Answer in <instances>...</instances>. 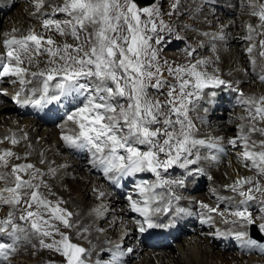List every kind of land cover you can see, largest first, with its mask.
<instances>
[{
    "label": "snow or ice",
    "instance_id": "obj_1",
    "mask_svg": "<svg viewBox=\"0 0 264 264\" xmlns=\"http://www.w3.org/2000/svg\"><path fill=\"white\" fill-rule=\"evenodd\" d=\"M43 5L44 0H36L37 10ZM252 6L257 7L255 4ZM55 12L65 14L67 19H45L43 27L54 28L58 34H68L74 40H80L83 35V42L76 46L65 43L62 47L54 48L51 46L55 41L51 37L45 39L34 32L21 38L13 37L4 42L7 53L4 62L0 63L3 69L0 71V77H16L22 86L30 83L26 79L28 76L36 81V86L30 91L33 94L40 91L42 94L39 98H26L21 101V93L18 92L17 103H31L33 106L42 107L53 101L59 102L61 98L83 97L79 102L81 106L67 116V119L79 128L75 136H62L70 147H87L93 151V165L102 167L106 176L109 173H117L119 177H124L148 171L155 173L158 178V169L167 171L176 164L181 167L195 165L200 157H189L198 153L200 147L219 148L217 144L197 139L193 135L195 125L189 118V111L195 106L194 100L201 97L205 88L218 87L225 81L201 71L200 68L206 64L204 60H198L187 67L169 68V74L174 75L177 80L176 84L161 78V67L154 64L157 52L152 49L151 37L146 34L148 31L156 32V24L151 18L158 14V9L138 8L135 0H63V4L57 7ZM252 14L258 16L261 26H264V4L259 5L258 11H253ZM142 15L149 19L142 21ZM148 25H151L150 29ZM249 30L254 31L251 25ZM248 39H252V36L249 35ZM261 47L264 48V41H261ZM248 52H252V47ZM40 55L49 57L44 70L29 72L28 68L22 66L25 61L29 65L33 64L36 62V56ZM260 55L264 57V51H261ZM252 63L255 64V61ZM260 79L264 81V77ZM165 88L168 90L163 101L150 95L149 90L152 89L159 96H164L162 90ZM242 102L248 113L247 117L242 118L247 119L248 124L240 126L238 136V139L243 141L242 156L250 162L247 166L264 177V140L252 139L253 133L264 136V128L257 126L258 121L264 122V96L248 97ZM245 127L248 128L247 133L244 132ZM12 143L17 141L12 140ZM230 143L235 145L236 139ZM141 146L146 150H142ZM256 148L260 150L256 151ZM160 154L166 159L161 160ZM12 155L11 151H5L0 155V163L7 167L6 157ZM32 167L30 164L15 165L12 174H0V180L7 182L11 179L15 185L8 187L6 184L0 191V204L17 205L22 196H27L28 207L31 208L35 203L38 210L28 211L20 219H30L31 228L43 236L53 235L48 229L54 228L50 220L44 218L45 214H50L51 219L63 223L65 228H71V223L65 218L71 216V213H65L59 206L51 207L50 202L40 197L35 190L22 191L39 188V185H34L30 180L25 181L19 175H14ZM165 184L182 185L183 181L158 179L156 184L140 185L138 187L143 197V206L137 201H132V210L144 216L149 228L157 226L152 222L150 213L160 211L159 208L153 209L152 204L162 199V196L154 193V189ZM245 184L249 186L247 191L242 190ZM229 187L243 197L239 202L241 205H247L249 201L256 199L252 194L254 191L264 194V187L252 178L238 180ZM4 192L10 195L5 197ZM41 207L43 212L39 211ZM216 211L215 208L209 209V212ZM219 214L224 216L223 212ZM229 214L236 219H225L224 223L257 226L259 231L264 233V222L257 225L247 207L243 210L237 208ZM12 216L13 214L9 213L7 219L0 220V233H5L9 238L18 231ZM260 219L264 221V217ZM45 225L47 227H43ZM9 226L11 232L8 231ZM55 231L61 239L53 244H44L41 241L43 246L59 252L65 257L66 264H85L86 250L71 242L70 237L59 232V229ZM235 237L244 240L248 233L238 231ZM247 243L255 241L249 238ZM9 247L0 243V257L5 260L8 258ZM112 264H119L116 254L113 255Z\"/></svg>",
    "mask_w": 264,
    "mask_h": 264
},
{
    "label": "rangeland",
    "instance_id": "obj_2",
    "mask_svg": "<svg viewBox=\"0 0 264 264\" xmlns=\"http://www.w3.org/2000/svg\"><path fill=\"white\" fill-rule=\"evenodd\" d=\"M53 1H54V3H53ZM53 1H45L46 5L48 4L47 6L45 5L46 8L49 6L48 8H50L51 10L48 11L49 13L45 12L44 13L45 15H42V14L39 15V16H43V18H39L38 19L39 20L38 24L36 26H33L34 33L37 34V35L43 36L45 39L51 37L55 41V44L51 46V47H54V48L55 47H62L65 43L71 44L73 46H76V45L82 43L83 39H84L83 35H81L80 40H74L68 34H65V35L58 34L55 31L54 28L45 29L43 27V21L45 19H50L51 18V19H56V20H60V21H63L64 19H67L65 14L55 12V9L63 4V0H53ZM191 1H194V0H188L189 3ZM197 1H199V0H197ZM201 1L202 0H200L199 2H201ZM238 1H240L241 3L240 4L237 3ZM256 1H259V0H256ZM260 1H264V0H260ZM188 2L186 1L185 3H188ZM254 2H255L254 0H222V1L219 2L218 5L210 4V3L206 2L207 3V4H205L206 7L205 6L204 7L201 6V8L199 7L200 11L202 12L203 10H205L206 12H208L209 7H215V9L213 10V13L215 14V16H213L214 19L211 20L208 23L209 25L206 23L203 26V28L207 27V29H209V30L203 31L202 29L197 28L198 25H195L196 21H197L196 17H195V20H193V21L190 20L189 21L188 15L189 16H191V15L189 13H183L182 11L178 10L179 7H183V5H184L182 3V0H180V1L179 0H156L153 4L147 6L149 8L158 9V14H154L153 17L151 18L156 24V33L148 31L146 34L151 37L150 44H151V47L153 49V47L158 43L157 41H159V37L162 34V32L163 33L164 32H168L167 28H165L167 23H168V25L172 26L174 29L171 30L170 34H167V33L165 34V39L162 40V43H163V46H164L163 50H166V47L169 46V48H167L168 51H171V52H174V53H178V52L180 53V52H183V51H186V50H190L191 45H193L194 43H196L199 40L198 39L199 37L196 39L195 37L191 36V33L195 34V31H198L203 36H207L210 32H213V30H214V34H217V36H218V33L220 31L222 32V30L225 29L227 27V25L232 23V25L229 28H231L237 34V36H239V38H240V41L237 44L238 51L236 49H234V47H232L231 43H228V46L226 48L221 49V50H223V52H225V55L227 54L229 59H230V57H232V62H234L235 60L240 58V57H237L238 54H236V53H238V52L240 53L241 52L242 54L240 53V55L243 57L244 64L247 63L249 66H251V68L254 69V68H256L257 62H258L257 59L255 57H253L254 55L255 56L259 55L258 57L261 59L260 60L261 64L264 65V59H263L264 57H262L260 55L261 51H264V48L261 47V41L264 40V36H263V34H264V30L263 29L264 28L262 29V27L260 26L261 25V21H260V23H256L254 21V17L256 15H253L252 13H249L250 11L249 12L247 11V9L249 10L252 7L253 4L256 5V2L255 3ZM24 3H27L29 5V0H15L14 4L11 2V5L10 4L6 5L8 10H5V12L3 10H0V13L1 12L4 13V15L1 16V19H0V59H2L1 57H2L3 54L6 55V53H7V48L5 47V44H4V42L6 40L11 39L12 37L21 38L23 36H27L32 31L30 29V30H28L26 32H23L21 35H13L11 37L8 36L7 38H5V36L8 35L9 30L12 29V27L16 26L17 24H21L22 22L25 23L27 21L30 26L32 25L31 21H28V19L31 18L30 15L26 17L27 19L25 18V16L23 17L25 19H23L22 16L21 17L19 16L20 10L22 12L21 6ZM204 3L202 5H204ZM228 6H230L233 9V11H235V12H228L226 10V8H225V7H228ZM184 7H186V5H184ZM257 7L255 8L254 11H258ZM138 8H140V7H138ZM188 9L189 8H186L184 10H188ZM252 9H254V8H252ZM192 10H193V8H192ZM205 11H203L202 13H205ZM148 19L149 18L147 16H144V15L141 16V20L142 21H147ZM204 19H207V16ZM225 19H230V21H226ZM177 20H179L182 23H178ZM175 21L180 26L177 25V24H174ZM225 21H226L227 24L223 26L222 23L225 22ZM253 23H255V24H253ZM233 24H234V27H233ZM249 25L252 26L254 31L250 32ZM4 26H6V27H4ZM30 26H29V28H32ZM178 26L181 27V28L183 26V30L184 31L182 30L181 34L177 33V30H179L177 28ZM148 27L150 29L151 25H148ZM2 30L5 32L4 34H1ZM158 30H160V31L158 32ZM65 32L67 33V29H65ZM206 32H207V34H205ZM249 35L252 36V39L253 38L255 39L254 43H253V41H251L252 39L248 40ZM44 47H49V46L48 45H44ZM250 47H252V52L251 53L248 52V49ZM85 50H87V49H85ZM206 50L207 49L205 48L204 51L206 52ZM1 52H3V53L1 54ZM255 52L258 53V54H255ZM191 54H194V53L192 52ZM194 56H195V54H194ZM41 57L44 58L43 60L47 59V61H48V59H49V57L47 55H40V56H36L35 60L38 58V61H42ZM170 57L172 58V56H170ZM171 58H170V60L173 59V58L172 59ZM184 58H185V55H184ZM199 59L190 60V62H191L190 65L196 63V61H198ZM173 60H175L180 65H183V66L185 65L186 66V63H185L186 61L185 60L184 61H182V59H173ZM253 60L255 61V64L252 63ZM1 61H3V60H1ZM162 61L157 59L154 62V64H158L161 67V73H162V77L161 78L164 79V80H167L171 84H176L177 80L175 79V76L169 74V68L175 69L176 67H174V66L173 67H168ZM232 62H230V65H231ZM208 64L214 66V62L213 63L211 62V64L210 63H208ZM22 66H24V65H22ZM48 67H52V66L48 65ZM217 68L218 67L215 68V73L216 74L214 73L213 70H212V72L214 73L215 76L218 74V78L219 79H221V75L224 76L223 78H225V79H221V80L225 81V83L222 84V85H219L218 87L205 88L203 94L201 95V97L199 99H197V100H194V105L195 106L191 108V111H189V118L191 119L192 123H194V125L196 127L195 131L193 132V135L197 139H204L206 142L212 141L215 144H218L219 143L218 141H220V140H224L226 142V145L224 146V148H225L224 151L222 150V151L214 153L212 150H207V149H204V148L200 147L198 153H195L193 156L189 157V159H196L197 155L200 157L198 160H196L195 165H187L186 167H181V166H178V164H176V165L171 166L167 171H165L163 168L158 169V171L160 172V177L159 178L156 176L155 173L145 171L146 175L144 177H141L139 180L134 179L135 176H133V175H132L133 178L130 176L129 179H123V177H119L117 173H109L106 176L104 174V172H103L102 167L93 165V163H92L93 151L89 150V148H87V147L86 148L72 147L73 150L65 149L66 151H64V153L66 155L69 154V156H73L74 158H77V160H79L81 162L84 161L85 168H87V170H88L87 173H89V175L91 174L90 176H92L94 178V180L96 181L95 183L98 182V184L100 186L105 184L107 187H110V188L112 187V189H111L112 194L111 195H113V196L115 195L116 198L124 199V201L122 202V204H124L123 207L130 209L131 212H132L130 214L131 216L129 217V219L132 217V219L134 221H136V223H137L136 224L137 225L136 231L138 232V235H139V236L137 235L138 238L141 236L140 234L145 235L146 233H150L151 229H158L159 227H163V224L174 223L175 225L176 224L186 225L187 224L186 222H181L179 220H176V219H179V218H176L177 217L176 214L182 213V209H183V214H182V216H180V218L181 217H185L184 214H186V211H188L187 212L188 216L191 215V218H196V219L193 220V221H195L194 223H196L197 220H198L199 225H203L204 223H202V222H204L205 220H209V224H210L209 226H213L212 227L213 229L211 230V234L214 235V236H215V234H216V236H219V235H221L220 233H222L220 231V228H218V227H220V225H217L218 224V219L220 220L221 223H223L225 219H227L228 221L236 219L235 217L231 216L229 213L231 211H233V210H236L237 208L243 210V208L247 207L248 212L253 214V217L256 219L257 225L259 223H261V222H264V221H262L260 219V216L264 217V194L254 191L252 194L256 197V199L252 200V201H249V203L247 205H241L239 202L242 200L243 197L238 196L239 195L238 194L236 197L234 196L235 197L234 199H232L233 197L227 196V193H229V191L228 190L223 191V189H222V186L234 185L236 181L243 179V176H241L240 174L238 175V173H236V171L234 169L236 167H238L240 165V163H242V160H243L242 153L244 152V148H243V146H238L237 145V143L239 142L238 136L240 134V127H239V125L237 123H240V126L243 125L242 115H243L244 112L247 113V111H246L245 105L243 104L242 101L244 99L248 98V97H247V95L245 93V90L242 89L240 84H234L233 81H231L229 79H226V78H228V76H227V74L225 75V73H223V72H221L220 75H219V72L221 70L218 71ZM32 69H33V72H36V70L38 72V70H39L37 68H32ZM153 70H155V69H153ZM260 70L263 71V73H262V75H263L264 74V68L260 69ZM260 70H259V72H260ZM1 71H2V69H1ZM33 80L34 79H31L30 83H28V85H23L24 89H23L22 92H24V96H25V91H26V89H28V87L29 88H33L34 87L35 82ZM0 81H1L0 82V92H2V94H4L6 96L7 100L10 101L13 105L18 104L16 102V98L14 97L15 95L13 96V94L17 93L19 87H21L20 89H22V85L16 79H14V82L12 84L11 83H6L7 80H5L4 83H3L2 77H0ZM154 82L155 81H153V83ZM167 90H168L167 88L162 90L165 93L164 96H159L152 89H150L149 91H150V94H152V97L154 99H160L161 101H163V100L166 99ZM219 90H221V92L223 91L224 93H225V91L228 90V93H230V95L233 98V102L230 101L231 97H227L225 100H223L222 98L217 100L220 103H222V102L225 103V105H226L225 109L228 110L227 112L232 117V118L231 117L230 118L229 117H225L224 118V120L228 121L225 125H229L230 124V126H232V128H231L232 134H229V135H225V134L218 135L219 130H220V128H219V119H215L216 117L214 116V115L218 116L217 114L213 115L212 112L208 113L209 116L211 117V119H208L207 118L208 115L204 114V113H206V107L208 106V108H209V105L206 103V102H208L207 94L211 95L212 93H215V92L217 93ZM18 92L20 93L21 90L18 91ZM22 92H21V94H22ZM12 97L15 98L14 101L10 100V98H12ZM38 97H37V99H38ZM82 99H83V97H78V98L68 97V98H61V100L59 102H57V103H56V101H54V103L56 104L54 106H56V107H55V110L52 109L53 110V114H54L53 116L55 118H58V116H59L58 121L57 122L55 121L56 123L52 124L50 126L41 124L40 125V129L37 131V133L39 134V133H42L44 131L47 132L51 128H54V129L57 128L56 134H58V132H59L58 136H63V135L75 136L79 132V128L72 121H71V123L68 122L69 120L67 119V116L70 115L73 111H75V109L78 106H81L79 102ZM236 99H240V101L239 100L236 101ZM234 101H236V102H234ZM121 103H123V102L121 101ZM65 104H69V105H71V107L66 108V107H64ZM59 105H62V107L59 106ZM215 105L217 106V103ZM16 106L19 107L20 105H16ZM27 106H28V104L24 105L23 107H27ZM217 107H219V105ZM61 108H63V109H61ZM198 111L202 112V114L199 117H198V115H199ZM216 111L219 112L220 108H217L215 110V112ZM64 112H65L66 115H62ZM14 113H15V115L18 114L20 116V118L26 117L23 114L20 115L17 111H15ZM61 115H62V117H60ZM13 117H15V118H13ZM34 117H35L34 115L29 116V118H34ZM10 118L11 119L13 118V120L15 119L13 121V123H11V121H10L11 119ZM197 118L199 120L198 124L196 123ZM0 122H1L0 126L2 125L3 127H5L6 125H7L6 127H9L10 124H17V123L19 125L22 124V123H19L18 120L16 121V116H14V115H11V117H9V115H7V118L6 119L1 118ZM65 122L69 124L70 134H69V132H66V134L64 132H62L63 134L60 132L61 131L60 127L63 126ZM205 123H206V125H205ZM259 127L260 128L261 127L264 128V126H259ZM60 133H61V135H60ZM232 135H235V137H233ZM24 136L26 137L27 134H25ZM39 138H42V136L38 135V139ZM233 139H236V144L235 145L230 143V141H232ZM259 139L260 140H264V136L259 135ZM16 141H18V140H16ZM162 142H163V140L161 139V143ZM2 143L3 144H8V140L3 141ZM11 145L12 144H10L9 146H11ZM14 146L15 145H12L11 148L15 149L16 147H14ZM51 147L52 146L49 145V148H47V149H50ZM141 148H142V150H146L143 146H141ZM242 148H243V150H242ZM74 150L75 151L78 150V152H81L80 155L74 154ZM10 151L13 153L12 156H14V155L20 156V153L17 152V150L16 151L10 150ZM61 157L62 156H59L58 160H60ZM160 158H161V160L166 159V157L163 154H160ZM226 158H227V160H226ZM244 161H246V160H244ZM182 162L183 161H181V163ZM7 163H8V159H7ZM25 163L33 165L32 168H29L26 171L22 172L23 174H26L27 181L28 180L32 181L33 179H38L37 175L41 171L40 168H35V166H37L38 163H34L32 160H28V161L27 160H25V161L23 160L22 163H17V165H26ZM43 163H44V161H42V164ZM244 165L247 166V162H244ZM13 166H15V165H12L11 168L10 167H5L1 163L0 164V169L2 168V170H0V172L4 171V169L6 168V170L2 174H4V175L12 174ZM30 170H32V171H30ZM191 170H194V171H193V173L190 174ZM252 170H254V169L248 168V170H247L248 174H250L252 172ZM43 172L40 173L41 176H42ZM175 174L177 175V177H179L178 178L179 180L183 181V185H181V188L183 186H185V184H187V185L188 184L197 185V187H196L195 191L192 192V193H190L189 190H185V189H182V191H180L179 189L176 188V185L171 186L170 184H165L163 187L155 188L154 189V193L156 195L162 193V194H164L163 198H168V199H165V201L163 200L164 202L163 201L159 202V200L157 202H153L152 208L153 209L159 208L160 211H153V212L150 213L152 222L155 225H157V226L149 228L148 227V223L145 221L144 216H142L139 212H135V211L132 210V206H131L132 205V201H138V202H140V206H143V197H141V195L139 193V187L138 186L156 184V183H158V179H162V180L166 181V178H168V177H171V179L174 180L175 179L174 177L176 176ZM9 180L11 181V179H9ZM63 180L65 181L66 179L64 178ZM254 181H258L260 183V185L262 187H264V177H260V179H255ZM100 182L102 183V185H101ZM78 183H80V182H78ZM12 184L13 183H9L7 186L8 187H14L15 185L14 184L12 185ZM169 185L171 187H173V188H171ZM39 186L41 187V188H39V190L38 189H34V190L38 192L40 197H42L43 199L49 201L50 204H51V207L59 206V208L65 210V213H71L72 214L71 216H66V219L69 220V222L71 223L72 227L71 228H65L63 223H61L60 221L55 220V219H51L50 214H45L44 218L50 220V223L58 224L56 227H58V229L60 230L59 232L67 234L70 237L71 242L76 243L79 246L83 247L86 250V252H87L88 251V244L85 241H82V240H79L76 237H73L72 234H71V230H72L73 226L78 225L80 222L73 221V218H74L73 208H71L69 206V203L67 201L68 198L67 199L66 198L65 199L61 198L62 196L59 195L57 187L56 186L54 187V186L50 185V183H48L47 180H43L42 183L40 182ZM2 187H3V185H1V183H0V191H2L4 189V187L3 188ZM68 187H69L68 185L67 186L65 185L64 188L67 190V189H69ZM247 189H248V185L247 184L243 185L242 190H247ZM70 191L71 190L69 189V192ZM71 193H73V192L71 191ZM77 193L78 192H76L75 194H77ZM3 195L5 197H7L10 194L7 193V192H4ZM176 196L179 197V199H176L177 198ZM129 197H131V199H129ZM22 198L26 199V196H23ZM188 198H190L189 200H191V201L197 202L199 204V206H195L193 204L188 206L187 203L190 204V201L188 202ZM27 199H28V197H27ZM209 199H211V200H209ZM172 200H175L176 207L175 208L173 207L174 209L170 208L169 212H170L171 215H165V208L171 207L169 205H170V202ZM87 201H90V198H87ZM208 201H211V202H208ZM224 201H227V202L224 203ZM93 203H94V201H93ZM254 203H259L260 204V207H262V209H263L262 215L260 214V211H258L257 207L255 208V206H253ZM161 204H162V207H160ZM204 205H207L208 207L206 208V207H204ZM0 207L3 209V214L4 215L7 214V215H5L7 218H8L9 212H11L13 214V216L18 214L19 217H21L22 215H26V214H24L25 212H28V211L35 212V211L38 210L37 209V205H36V207L32 206L31 208H29L27 201L20 202L17 205L0 204ZM210 208H215V209H217V211L216 212H209ZM16 210H19V211H16ZM39 211L43 212L44 209L41 207L39 209ZM197 212H198V214H197ZM221 212L224 213L223 217L219 214ZM112 215L113 214H111L110 216H112ZM158 215H160V216H158ZM208 215H209L210 218L208 217ZM254 215H256V216H254ZM156 217L158 218V220H157ZM159 217H161V218H159ZM110 218L111 217L107 218L103 222H99V227H98V231L99 232L102 231V228H104V227L106 229L105 231H107V229L109 228V226L107 227V224L111 221ZM154 218H156V219L154 220ZM132 219H130L128 221H132ZM0 220H5V219H0ZM20 220L21 219L18 218L17 222L19 224H23V223L26 222L25 224L27 226H25V229H27V231H29V233L28 232L27 233L30 235V233L32 232L31 226H30L31 225V220H21V221ZM114 223H115V218H114L113 224ZM123 226L126 227L127 224L124 223ZM216 226H218V227H216ZM119 227H120V225L118 224L117 228H119ZM189 227L190 226H188V227L184 226V229H186V228L190 229ZM9 228H11V227H9ZM142 228H143V231H141ZM248 228H249V230H248L249 234H248L247 239L250 238L251 240H254L255 243H251V245H253V246L258 245V246H256L257 253L260 252V254H262L264 256V242H262V243L257 242L250 235V231H251V234L254 237H257L259 240L263 241L264 238L260 239L258 237L257 233L255 232V230L251 226H248ZM166 229H169V228H165L163 230V233H164L163 236H164L166 242L170 241L169 243L172 245L170 248H160L158 246L157 247H148V245H146L148 248H146V249L142 248L143 251L145 252L147 250L148 252L152 253L154 256L158 255L159 252H165L166 249L168 251L171 250V252H173V253L176 252L175 253L176 255L179 253V251H181V253H183L182 252L183 249H182V246H181L182 245V241L181 240L173 241L174 239L169 240L170 237L166 234V232H164ZM184 229H181L180 232L183 231ZM52 230H49V231L53 232V235H51V236H43L40 233L36 232L35 230H33V234L34 235L37 234L36 238H38V241H39L40 244H42L41 241H43L44 244H53L54 241H59L61 239V236L56 233V231H55L56 229H52ZM154 231H156V230H154ZM107 233L110 234L109 231ZM117 233H118V230L115 233L113 232V236H111V237L112 238L116 237ZM199 233L203 236L202 232H199ZM197 234H198V232L196 233V235ZM193 235L194 234L192 232L190 234L189 233H185L183 235V239H186V240H189V241H195L196 235H194V236ZM262 235L264 237V233H262ZM146 236H148V234H146ZM191 236H193V238H191ZM231 236H232L230 238L231 240L229 239L228 242L230 241L231 243H235L236 249H237L238 248L237 246H239L241 244L242 240L239 241L238 239H235L236 238V237H234L235 235L234 236L231 235ZM197 237L200 238L199 236H197ZM157 239H159V238H157ZM0 240H1L2 243H5L6 245L7 244H11V242H8V240L5 237H3V238L1 237ZM156 240L154 242L155 244H157ZM48 241H51V243H49ZM110 241L111 240H109V243H110ZM204 241L205 240H201L200 247L201 248H205V250L207 249V251H208L209 247L206 248L208 243L206 241L205 242ZM32 243H34V242L27 241L25 243V245H24V248L26 246L32 244ZM201 243H203L202 246H201ZM210 244H212V243L210 242ZM157 245H159V244H157ZM223 245H224V243H223ZM35 246H34L33 253H30L31 251L28 248V249H26L24 251V254L22 252H15V253L13 252L15 254L13 256L14 257L17 256V257L22 258L23 260H25V261H23L24 263H22V264H50L49 262H51V264H66L65 257H63L59 252L54 251V249H49V248L44 247L43 244H42L43 249L45 251H47L46 249H48L52 253V255H51V259L49 260V262H48V260H41L40 256L37 253V246L36 247ZM105 246H104V248H105ZM38 247H39V249L41 251H43L40 246H38ZM196 247H198V245ZM107 249H108V247H107ZM131 249L132 248L130 246H124L120 250H122L124 252H128ZM201 250L202 249H200V253L202 252ZM219 251H220L219 249L215 250V252H219ZM234 251L238 252V250H233V252ZM209 254H211V252ZM183 255H185V253H183ZM25 256H28L29 258H25ZM89 256H90V254H87V253L85 254V257L89 258ZM112 258H113V255L111 253L106 252V253L103 254L102 251H101V258L99 259V261H103L105 264H110L112 262ZM122 259H120L121 262L118 260L119 264H123L124 263ZM141 259H143V257L142 258L140 256L134 257V258H132L129 261V264H135V263L138 264V262ZM220 259L221 258H219V256H216L214 259H211L212 261L209 260V264L214 263L216 260L221 262ZM8 260H9L8 263H5V261H1L0 264H13V260L14 259L12 258V256L9 255L8 256ZM155 261L157 262V259ZM90 262L91 261L89 259H85V264H90Z\"/></svg>",
    "mask_w": 264,
    "mask_h": 264
},
{
    "label": "bare ground",
    "instance_id": "obj_3",
    "mask_svg": "<svg viewBox=\"0 0 264 264\" xmlns=\"http://www.w3.org/2000/svg\"><path fill=\"white\" fill-rule=\"evenodd\" d=\"M45 1H53V0H44V5L39 10H37V8H36V0H29V5L27 3L22 4V6H21L22 12L20 10L19 16L20 17L22 16V18L25 16V18H26L27 16L30 15L31 18L28 19V21H31L32 25L30 26L27 21L25 23L22 22L21 24H17L16 26H13L12 29L9 30V32L7 31L8 35H6L5 38H7L8 36L11 37L13 35H21L23 32H26L30 29L32 30L31 32H34L33 26H36L38 24L39 18H43V16H39V15L40 14L45 15L44 14L45 12H48L51 10L50 8H48L49 6L46 8V6L48 4L46 5ZM186 1L188 2V0H182V3L184 5H186V7H184V5H183V7H179L178 10L182 11L183 13H189L191 15V16L188 15L189 21L195 20V17H196L197 21H196L195 25H198L197 28L202 29L203 31L209 30V29H207V27L203 28V26H204V24H206V23L208 24L211 20L214 19L213 16H215V14L213 13V10L215 9V7H209L208 12L203 10V11H205V13H202L203 11L201 12L200 8H201V6L204 7L205 4H207L206 2H208L210 4L218 5L219 2L222 0H202L201 2H199L200 0L199 1L194 0V1H191L190 3L189 2L185 3ZM254 1L256 2L257 6L264 4V1H260V0L259 1L254 0ZM11 2L14 4L15 0H0V10H3L4 12H5V10H8L6 5L7 4L11 5ZM53 3H54V1H53ZM203 3H204V5H202ZM237 3L240 4L241 2L238 1ZM186 8H189V9L184 10ZM192 8H193V10H192ZM225 8L228 12H235V11H233V9L230 6L225 7ZM252 8H254V7L252 6L249 10L247 9V11L248 12L250 11L249 13H253V11L255 10L256 7L254 9H252ZM3 15H4V13L1 12L0 13V19H1V16H3ZM206 16H207V19H204ZM25 18H23V19H25ZM179 20H177V22L182 23ZM225 20L230 21V19H225ZM226 21L222 23L223 26L227 24ZM254 21L256 23H260L258 16L254 17ZM178 23H176V21H175L174 24L179 25ZM253 24H255V23H253ZM231 25H232V23L227 25V27H226L227 29L225 28L222 30V32L220 31L218 33V36H217V34H214V30H213V32H210L207 36H203L200 32L195 31V34L191 33V36L195 37L196 39L199 37L198 38L199 40L196 43H194L193 45H191L190 50H186L187 52L183 51L180 53L179 52L174 53V52L168 51L167 48H169V46L166 47V50H163L164 46H163L162 40L165 39V34L166 33L170 34L171 30L174 29L172 26H169L167 23L165 28H167L168 32H164V33L162 32V34L159 37V42L153 47V49L156 50V52H157V59H159L161 61L163 60L162 62H164L168 67H173V66L176 68L187 67L191 63L190 60L200 58L199 60L206 61L205 66L200 68L201 71H206L209 75L215 76L214 75L215 68L218 67L217 70L218 71L221 70L219 72V75L221 72H223V73H225V75L227 74V76H228V78H226V79L233 81L234 84H240L242 89L245 90L247 97L264 96V81H262L260 79L261 77H264V74L262 75L263 71L260 70V69L264 68L263 67L264 65L261 64V61H260L261 59L258 57L259 55L253 56L258 61L256 68L253 69L247 63L244 64L243 57L240 55L241 52L236 53V54H238L237 57H240V58L235 60L234 62H232V57H230V59H229L227 54L225 55V52H223V50H221L223 48H226L228 46V43H231L232 47H234V49H236L238 51L237 44L239 43L240 38H239V36H237V34L231 28H229ZM29 26L32 28H29ZM179 26L177 27L179 29V30H177V33L181 34V31L183 30V26H182V28ZM4 27H6V26H4ZM233 27H234V24H233ZM261 27H262V29L264 28V26H261ZM159 31L160 30H158V32ZM1 32H2L1 34L5 33L3 30ZM154 33H156V32H154ZM205 34H207V32ZM263 36H264V34H263ZM254 40L255 39L253 38L251 41H253V43H254ZM205 48L207 49L206 52L204 51ZM192 52L195 54V56H194V54H191ZM2 53L3 52H1V54ZM255 54H258V53L255 52ZM184 55H185V58H184ZM170 56H172L173 59H182V61L185 60L186 66L180 65L175 60H173ZM1 58L2 59H0V63L4 62L6 55L3 54ZM170 58L173 61L170 60ZM43 59L44 58L41 57L42 61H38V58H37L36 59L37 61L31 65H29L27 63V61H25V63L23 64L24 65L23 67L28 68L29 72H33L32 68H37V69H39L38 71H41V70L45 69V67H46L47 59L46 60H43ZM1 60H3V61H1ZM211 62L212 63L214 62V66L208 64V63L211 64ZM230 62H232L231 65H230ZM47 67H48V65H47ZM1 69H2V67H0V71H1ZM212 70L214 71V73L212 72ZM259 70H260V72H259ZM36 72H37V70H36ZM215 77H218V74ZM223 77L224 76L221 75V79H225ZM2 79H3V83L5 80H7L6 83H11V84L14 82V79L17 80V78L13 77V76H5V77H2ZM26 79H28L30 81L33 78L28 76V77H26ZM33 81L35 82L34 86H36V81L35 80H33ZM20 88L21 87L18 88V91L21 90ZM22 88L24 89V86H22ZM30 89H32V88L28 87V89H26L25 96H24V92L21 91L22 92V94L20 95L21 101H23L26 98L29 100H34V99H37V97L42 94L40 91H37L35 94H33L30 91ZM18 91H17V93H18ZM14 95L15 94H13V96ZM150 95H152V94H150ZM4 96L5 95L2 94V92H0V119L1 118L6 119L7 115H9V117H11V115H14V116H16V121L18 120L19 123H22V124L19 125L18 123L17 124H10L9 123L10 124L9 127H6L7 125L5 127H3L2 125L0 126V155H3V153L5 151H10V150H14V151L17 150V152L20 153V156L14 155L11 157H6L8 159L7 167H10V168L12 165H17V163H22L23 160L24 161L25 160H27V161L32 160L34 163H38V165L35 166V168L41 169V171L37 175L38 179H33L32 181L31 180L30 181L33 182L34 185H39L40 182L41 183L43 182V180H47L48 183H50V185L57 187L59 195L62 196L61 198H64V199L68 198L67 201L69 203V206L71 208H73V213H74L73 221L80 222L78 225L73 226V228L71 230V234L73 237H76L79 240L85 241L88 244V251L86 253L90 254V256H89V258L85 257V259H89L91 261L90 264H98V262H99V264H105L103 261H99V259L101 258V251L103 254L106 252H109L112 255L116 254L119 261H120V259L123 258L122 259L124 262L123 264H129V261L132 258L138 257V256H140L141 258L143 257V259H141L138 262V264H209V260L214 259L216 256H219V258H221L220 259L221 262H219L218 261L219 259H218L214 263L211 262L212 264H264V256L262 254H260V252L257 253V250H256V246H258V245L253 246V245L247 243V240H248L247 238H245L244 240L241 241V244L239 246H237L238 247L237 249H236L235 243H231L230 241L228 242V240L232 237L231 235L234 236L235 233L238 231H246L248 233V230H249L248 226H243L240 224L233 225L231 223L226 224L224 222L221 223L220 220L218 219V224L217 223L216 224L220 225V227H218V226H216V227L220 228V231L222 233H220L221 235H219V236H216V234L214 236L211 234V230L213 229L212 228L213 226H209L210 225L209 220H205L204 222H202V223H204L203 225H199L198 220L196 223H194L195 221H193V220L196 218H191V215L188 216L187 212H186V214H184L185 217H181V218L178 214H176L177 218H179L176 220H179L181 222H186L187 223L186 225H183V224L182 225H180V224L169 225L168 226L169 229H166L164 231L170 237V240L174 239L173 241H176V240L182 241V245H181L182 249H183L182 252L185 253V255H183V253H181V251H179V253L176 255L175 254L176 252L173 253V252H171V250L168 251L167 249L165 250V252H159V254L156 256H154L152 253L148 252L147 250L144 252L143 249H146L148 247H157L158 246L160 248H170L172 246L169 242H166V240L161 236L163 227H159L158 229H154V230H156L155 232L157 234H155V232L151 235L148 234V236H146V234L145 235L140 234L141 236L138 238L137 237L138 232L136 231V229H137L136 223L133 221L132 217L130 218V219H132V221H128V220H130L129 217L131 216L130 214L132 212L130 209L123 207L124 204H122V202L124 201V199L116 198L115 195L114 196L111 195L112 194V192H111L112 187L111 188L107 187L105 184L102 185L101 182L100 183L102 186H100L98 184V182L95 183L96 181L94 180V178L92 176H90L91 174L89 175V173H87L88 170H87V168H85L84 161L81 162V161L77 160V158H74L73 156H69V154L66 155L64 153V151H66L65 149H69V150H73V149L62 139V136H58L59 132H58V134H56L57 128L56 129L51 128L47 132L44 131V132L39 133V134L37 133V131L40 129L41 124L50 126L52 124H55L58 121L59 116H58V118H55L53 116L54 114H53L52 109L55 110V107H56V106H54V105H56L54 103V101L50 104H45L44 106H42L40 108L37 106H33L30 103L28 104L27 107H23L24 105H26L23 103L20 104V106L18 107L16 105H13L10 101L7 100L6 96L5 97ZM14 97L16 98V95ZM227 97H232L230 95V93H228V90L225 91V93L223 91L221 92V90H219L215 95L207 94L208 102H206V103L209 105L208 109L210 110L208 113L212 112L213 115L214 114L218 115V116L214 115L216 117L215 119H219L220 130H219L218 135H220V134H225V135L232 134V132H231L232 126H230V124L225 125L228 121L224 120V118L225 117H229V118L231 117L230 114L227 112L228 110L225 109L226 105L224 102L220 103L217 101L220 98L225 100ZM230 101L233 102V98H231ZM216 103H217V105H219V107H217L215 105ZM69 104H65L64 107H66V108L71 107V105H69ZM59 106L62 107V105H59ZM216 107L220 108L219 112L218 111L215 112V110L217 109ZM61 109H63V108H61ZM15 111H17L20 115L21 114L25 115L26 117L20 118V116L18 114L15 115V113H14ZM198 112H199V115L198 114L197 115L199 117L202 114V112L201 111H198ZM208 113H204V114L208 115L207 116L208 119H211V117L209 116ZM31 115H34L35 117L29 118V116H31ZM62 115H66L65 112ZM62 115L60 117H62ZM247 115L248 114L246 112H244L242 115V118L247 117ZM13 118H15V117H13ZM13 118L12 119L10 118L11 123H13V121L15 120V119L13 120ZM198 121L199 120L197 118V120H196L197 124H198ZM68 122L71 123V121H68ZM237 124L240 127V123H237ZM247 124H248V120L243 119V125H247ZM205 125H206V123H205ZM257 126L258 127L264 126V122L258 121ZM69 128H70L69 124L65 122L64 125L60 127V130H61L60 132L61 133L64 132L65 134H66V132H69V134H70ZM244 132H246V133L248 132L247 127L244 128ZM61 133H60V135H61ZM25 134H27L26 137L24 136ZM37 134L42 136V138L38 139ZM259 135H260L259 133H253L252 139L256 140V141H260ZM232 136L235 137V135H232ZM5 140H8V144L2 143ZM12 140H18V141H17V143L13 144ZM218 142H219L217 144L219 146L218 152L220 151V149H222L224 151V149H225L224 146L226 145V142L224 140H220ZM210 143H213V142L210 141ZM10 144L15 145L14 147H16V148L12 149L11 148L12 145L9 146ZM49 145L52 147L50 149H47V148H49ZM237 145L243 146V141L239 140ZM201 148L210 150L206 146L201 147ZM243 148H242V150H243ZM214 149L217 150V148H214ZM214 149H211V150L213 151ZM255 150L259 151L260 149L256 148ZM80 153L81 152H78V150L77 151L74 150V154L80 155ZM59 156H62L60 160H58ZM226 160H227V158H226ZM42 161H44L43 164H42ZM244 162H247V165L250 164L249 161H247V160L244 161V159H243L242 163H240L239 166L237 165L238 167H236L234 169L236 171V173H238V175L240 174L241 176H243V179L244 178H252L253 180L260 179V177H262V176L258 175L255 170H252V172L250 174H248L247 170H248V168H251V167L245 166ZM178 166H180V165L178 164ZM0 170H2V168ZM5 170H6V168L4 169V171ZM4 171H1L0 174L4 173ZM30 171H32V170H30ZM193 171L194 170H191L190 174L193 173ZM22 172L23 171L17 172V173H15V175H19L22 180L27 181L26 174H23ZM42 172H43V174L41 176L40 173H42ZM145 175H146L145 172H138V173H135L133 176H135L134 179L139 180L141 177H144ZM129 177L130 176H124L123 179H129ZM64 178L66 179L65 181L63 180ZM174 178L175 179L173 180V179H171V177H168V178H166V181H180L178 179L179 177H177V175ZM78 182H80V183H78ZM0 183H1V185H3V187H5L6 184L8 185L9 183H12V182L10 180H8L7 182L0 180ZM65 185L66 186L68 185L69 186L68 188L73 193H71V191L69 192V189H67L68 190L67 191L64 188ZM170 185L171 186L176 185V188L179 189L180 191H182V189L189 190L190 193L194 192L196 187H197V185H190V184H188V185L185 184V186H183L182 188H181L180 184H170ZM40 186H39V188H41ZM229 186H232V185H229ZM229 186H227V185L222 186V189H223V191L228 190L229 193H227V196L233 197L232 199H234L238 195V193L233 192L231 190V187H229ZM39 188H38V190H39ZM171 188H173V187H171ZM32 190H34V189H31V190L25 189L22 191L30 192ZM76 192H78V193L75 194ZM158 196H162V199H160L159 202H162L163 200L165 201V199H168V198H163L164 194H162V193L158 194ZM87 198H90V201H87ZM26 199H27V196H26ZM26 199L21 198V202L28 201V199L27 200ZM189 199L190 198H188V202L190 201V204L187 203L188 206H190L192 204L195 206H199V204L197 202L191 201ZM209 200H211V199H209ZM93 201H94V203H93ZM208 202H211V201H208ZM225 202H227V201H224V203ZM32 206L36 207V204L34 203ZM169 206H171V207L165 208V209H167L165 211V215H171L169 210H170V208L174 209L176 207L175 200H172L170 202ZM253 206L257 207L258 211H260V214L262 215L263 209H262V207H260V204L254 203ZM160 207H162V204L160 205ZM16 211H19V210H16ZM9 213H11V212H9ZM2 214H3V209L0 207V219H7V217L5 216L7 214H5V215L4 214L2 215ZM24 214H27V212H25ZM111 214H113V215L110 216ZM252 216H253V214H252ZM254 216H256V215H254ZM109 217H111L110 218L111 221L107 224V227L109 226V228L107 229V231H105L106 229L104 227V228H102V231L99 232L98 231L99 222H103ZM208 217H209V215H208ZM261 217L262 216H260V218ZM12 218H13V223H15L17 225L18 231L11 238L7 237V235L5 233H0V238L5 237L8 240V242H11V244H7V245L10 246L9 250H8V256L10 255L14 259L13 264L14 263L15 264H22V263H24L23 261H25L22 258H19L17 256L14 257L13 255H15L14 254L15 252H22L24 254V251L29 248V250L31 251L30 253H33L35 245L37 246V253L40 256L41 260H48V262H49V260L51 259L52 253L48 249H46L47 251H45L43 249L42 244H40L38 241V238H36L37 234L36 235L33 234V229L31 228L32 232L29 235L28 234L29 231H27V229H25V226H27L25 224L26 222L23 224H19L17 222L18 218H20L18 214L15 216H12ZM114 218H115V223L113 224ZM159 218H161V217H159ZM157 220H158V218H157ZM124 223L127 224L126 227L123 226ZM51 224L54 225V228H49L48 230L58 229V227H56L58 224H53V223H51ZM118 224L120 225L119 228H117ZM184 226H186V227L190 226L189 227L190 229H188V228L184 229ZM9 227H11V226H9ZM44 227H47V226L45 225ZM181 229H184V230L180 232ZM117 230H118L117 236L112 238L111 236H113V232L115 233ZM8 231L11 232V228H9ZM108 231L110 232V234L107 233ZM151 232H153V231H151ZM191 232L194 235H196V233L198 232V234L195 237V241H189V240L183 239V235L185 233L190 234ZM199 232H202L203 236ZM163 235H164V233H163ZM193 236H191V238H193ZM197 236H199L200 238H198ZM157 238H159V239H157ZM109 240H111L110 243H109ZM155 240H156L157 244H159V245L154 243ZM201 240H205L208 243L206 246V248L209 247L208 251H207V249L205 250V248L200 247ZM27 241H31L34 243H32V244H30L24 248V245ZM48 242L51 243V241H48ZM210 242L212 244H210ZM0 243H2L1 240H0ZM223 243H224V245H223ZM202 244L203 243H201V246H202ZM146 245H148V247ZM197 245H198V247H196ZM38 246H40L43 251H41ZM104 246H105V248H104ZM124 246H130L132 249L128 252H124V251L120 250ZM107 247H108V249H107ZM116 248L118 250H116ZM200 249H202L201 253H200ZM216 249H219L220 251L215 252ZM233 250H238V252H235V251L233 252ZM210 252H211V254H209ZM25 258H29V257L25 256ZM156 259H157L158 263L155 261ZM1 261H5V263L9 262L8 258H7V260H5L2 257H0V262ZM49 263L51 264V262H49ZM110 264H112V262Z\"/></svg>",
    "mask_w": 264,
    "mask_h": 264
},
{
    "label": "water",
    "instance_id": "obj_4",
    "mask_svg": "<svg viewBox=\"0 0 264 264\" xmlns=\"http://www.w3.org/2000/svg\"><path fill=\"white\" fill-rule=\"evenodd\" d=\"M135 1H138L143 5H147V4L152 3L154 0H135Z\"/></svg>",
    "mask_w": 264,
    "mask_h": 264
}]
</instances>
